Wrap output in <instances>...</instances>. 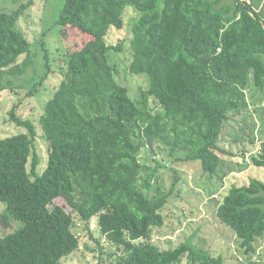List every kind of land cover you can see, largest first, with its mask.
<instances>
[{
	"label": "trees",
	"instance_id": "trees-1",
	"mask_svg": "<svg viewBox=\"0 0 264 264\" xmlns=\"http://www.w3.org/2000/svg\"><path fill=\"white\" fill-rule=\"evenodd\" d=\"M59 1L55 24L62 35L74 33V46L39 119L47 145L42 172L35 126L16 114L17 104L10 119L27 131L0 138V223L24 222L0 236V264H61L78 249L74 218L54 205L58 197L81 221L97 217L101 234L123 251L113 264H224L189 241L167 249L153 241L178 182L162 190L158 167L166 157L216 173L218 153H229L218 144L228 114L264 101V0ZM25 6L0 11V93L10 87L8 77L35 64L18 27ZM129 9L128 70L148 81L135 97L116 79L112 56L123 46L110 39L111 30L125 27ZM42 56L27 95L51 70L47 49ZM252 162L264 172V140ZM216 216L253 253L264 237V173L231 184L218 196Z\"/></svg>",
	"mask_w": 264,
	"mask_h": 264
},
{
	"label": "rangeland",
	"instance_id": "rangeland-1",
	"mask_svg": "<svg viewBox=\"0 0 264 264\" xmlns=\"http://www.w3.org/2000/svg\"><path fill=\"white\" fill-rule=\"evenodd\" d=\"M59 2V0H0V11H10L26 5L19 17L18 27L32 43L31 50L35 61L24 75L7 78L14 90L8 87L0 93V138L27 131L10 119L9 111L17 104L16 114L22 119H29L35 126L33 152L40 159L37 168L40 173L46 166L47 145L39 119L45 102L64 78L67 49L74 46L72 38L74 33L64 30L65 35H62L61 27L55 24ZM133 13L131 9L126 11L125 27L111 30L110 39L112 42H121L123 46L122 51L112 56L113 61L119 66L116 79L128 88L132 97H135L139 88L147 87L148 81L144 75L132 74L128 70L131 62L128 35ZM43 49L48 51L51 70L33 95H27L33 79L36 77L37 80L42 72L40 62L43 58ZM263 140L264 101H261L258 104H250L241 112L228 114L218 144L229 153H218L221 163L216 173H204L198 162L171 163L165 157L163 164L158 167V179L162 190L171 189L175 179L178 182L172 189L169 202L163 208L164 224L153 229V241L161 249L173 248L189 241L213 255H221L224 264H264V237L255 241L253 253L246 254L240 247L235 233L216 216L218 198L215 197V194L222 196L233 183L242 185L248 183L250 178L263 177V168L252 162V156L260 153ZM148 163L152 166L154 164L152 161ZM29 166L30 164L28 169ZM54 205L62 206L72 214L73 231L79 238L78 249L63 257L61 264H113L123 253L121 248H117L101 234L97 217H93L88 224L81 221L62 197L56 198ZM5 208L6 204L0 202V214L5 212ZM23 224V221L15 219L8 227H3L0 223V236L15 231ZM183 264H187L186 259Z\"/></svg>",
	"mask_w": 264,
	"mask_h": 264
},
{
	"label": "built area",
	"instance_id": "built-area-1",
	"mask_svg": "<svg viewBox=\"0 0 264 264\" xmlns=\"http://www.w3.org/2000/svg\"><path fill=\"white\" fill-rule=\"evenodd\" d=\"M215 197H217V198H218V194H215Z\"/></svg>",
	"mask_w": 264,
	"mask_h": 264
}]
</instances>
